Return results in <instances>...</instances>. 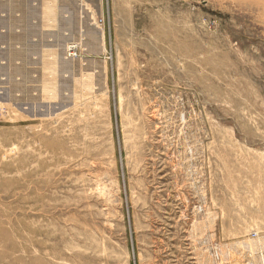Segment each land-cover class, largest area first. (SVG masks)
Instances as JSON below:
<instances>
[{"label":"rangeland","instance_id":"rangeland-1","mask_svg":"<svg viewBox=\"0 0 264 264\" xmlns=\"http://www.w3.org/2000/svg\"><path fill=\"white\" fill-rule=\"evenodd\" d=\"M0 240L264 264V0H0Z\"/></svg>","mask_w":264,"mask_h":264},{"label":"crops","instance_id":"crops-1","mask_svg":"<svg viewBox=\"0 0 264 264\" xmlns=\"http://www.w3.org/2000/svg\"><path fill=\"white\" fill-rule=\"evenodd\" d=\"M5 29L8 31L11 28L6 27ZM220 244L216 245V247H218L216 249H215V246H209V245L208 246H200L199 248H197V251H194V255H192V253H191L192 251L190 252V260H193V264H196L197 262H201L202 259L205 260V264H214V261L212 263L213 252H215L217 254V257H218V254L223 256V253H224V251H223L224 247H223L222 243H220ZM214 249H215V251H214ZM228 249L231 250V253L239 255L240 250H239L237 245H233V246L229 247ZM249 260H250V258H248V261ZM215 262H217L216 259H215ZM227 264H246V263H241V262L238 263V262L232 261V262L227 263ZM248 264H255V262L251 261V262H248Z\"/></svg>","mask_w":264,"mask_h":264},{"label":"bare ground","instance_id":"bare-ground-1","mask_svg":"<svg viewBox=\"0 0 264 264\" xmlns=\"http://www.w3.org/2000/svg\"><path fill=\"white\" fill-rule=\"evenodd\" d=\"M1 241V240H0ZM3 243V242H2ZM75 249H77V246H67L66 247V250L67 251H69V252H71L72 253V255H71V257L73 258L74 256H79L80 255V253L78 252V251H74ZM80 252H82V251H80ZM49 253L47 252V255H48ZM49 255H52V254H49ZM54 257V256H53ZM48 258V257H47ZM57 258V257H56ZM61 258H64L65 259V257H62L61 256ZM61 261V260H60ZM18 262H20V264H47V261L46 260H44L43 258H41L40 256H36V255H32V256H30V257H28V259H21L20 261H18Z\"/></svg>","mask_w":264,"mask_h":264}]
</instances>
